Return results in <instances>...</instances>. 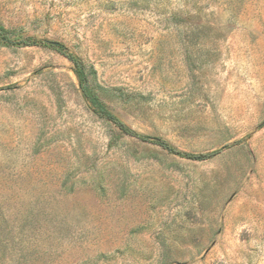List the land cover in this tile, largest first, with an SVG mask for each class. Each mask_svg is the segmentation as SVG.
I'll list each match as a JSON object with an SVG mask.
<instances>
[{"label":"rangeland","instance_id":"obj_1","mask_svg":"<svg viewBox=\"0 0 264 264\" xmlns=\"http://www.w3.org/2000/svg\"><path fill=\"white\" fill-rule=\"evenodd\" d=\"M0 264H264V0H0ZM118 120L92 112L73 64Z\"/></svg>","mask_w":264,"mask_h":264},{"label":"trees","instance_id":"obj_2","mask_svg":"<svg viewBox=\"0 0 264 264\" xmlns=\"http://www.w3.org/2000/svg\"><path fill=\"white\" fill-rule=\"evenodd\" d=\"M7 33L6 30H4L0 26V42H9V39L5 36ZM19 44L28 45V46H35V45H48L55 47L59 53L64 55L72 64H73V72L78 80V84L80 87V90L82 91V95L84 99L88 102L90 105L92 112L97 115L100 118H104L107 121L111 122L118 128V130L129 137H133L141 142L150 143L159 146L163 150L178 155L183 158L192 159V160H203L206 158H210L214 155V153L211 154H190L182 152L173 146H171L168 142L165 140L158 138V137H151V136H144L137 134L132 129H130L127 125L122 123L120 120H118L112 113H110L99 101L98 96L93 92V90L89 87L87 82V75L93 73V70H88V72L85 70L81 60L72 54L69 49L64 46L63 44L52 42V41H46V40H37L35 38H25L23 40H20L18 42Z\"/></svg>","mask_w":264,"mask_h":264}]
</instances>
